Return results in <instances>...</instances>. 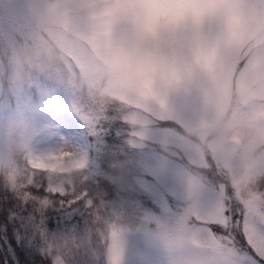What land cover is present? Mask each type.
<instances>
[{
	"label": "rangeland",
	"instance_id": "rangeland-1",
	"mask_svg": "<svg viewBox=\"0 0 264 264\" xmlns=\"http://www.w3.org/2000/svg\"><path fill=\"white\" fill-rule=\"evenodd\" d=\"M101 2L0 0V123L30 125L0 161V264H264L236 226L247 210L264 234V0H236L249 34L218 43L216 69L159 106L105 87L82 30ZM188 46L173 54L191 73ZM70 126V151H42ZM42 183L65 195L41 200ZM28 191L35 205L18 198ZM60 199L75 203L44 211Z\"/></svg>",
	"mask_w": 264,
	"mask_h": 264
},
{
	"label": "clouds",
	"instance_id": "clouds-1",
	"mask_svg": "<svg viewBox=\"0 0 264 264\" xmlns=\"http://www.w3.org/2000/svg\"><path fill=\"white\" fill-rule=\"evenodd\" d=\"M74 6L86 7L83 0ZM243 7L236 0H102L84 19L82 30L104 61L107 89L159 106L176 83L204 78L216 69L218 43L249 34ZM210 20L216 24L215 34L208 30ZM177 42L185 43V54L190 51L188 42L197 49L192 54L198 67L191 73L177 65ZM29 127L26 119L14 115L0 123V161L5 168L23 147ZM8 174L19 175L14 168Z\"/></svg>",
	"mask_w": 264,
	"mask_h": 264
},
{
	"label": "snow or ice",
	"instance_id": "snow-or-ice-1",
	"mask_svg": "<svg viewBox=\"0 0 264 264\" xmlns=\"http://www.w3.org/2000/svg\"><path fill=\"white\" fill-rule=\"evenodd\" d=\"M102 131H103V128L101 127V125H97V130H95L96 134H99ZM40 186H43L44 188V194L40 195L41 200L51 199V197L53 196L63 197L65 195V193L63 192H57L54 189L49 188L47 183H42L39 186H35V188L40 187ZM33 187L34 186L32 185L28 186V188H33ZM35 195L36 193H34L33 191H28L26 193L18 195V198L21 200L22 203L31 202L33 205H35L36 201L31 199ZM54 203H58L61 207H64V206H71L75 202L73 201V203H68L67 201L63 199H60L58 201H52L50 205L45 206L44 211L48 207L52 206ZM36 210L38 213H40L38 207H36ZM228 211H231V210H228ZM252 217L255 218V216H252ZM232 223L233 222L231 220V217H229L228 225H231ZM236 226L241 228V230L244 232L246 239L248 240V243L252 247L253 251L257 252L261 256V258H264V234H257L254 228L250 226L249 213L247 212V210H245V218L243 222L237 221ZM114 258H118V254H116ZM225 264H235V262L231 259V257H229V259L225 262Z\"/></svg>",
	"mask_w": 264,
	"mask_h": 264
},
{
	"label": "bare ground",
	"instance_id": "bare-ground-1",
	"mask_svg": "<svg viewBox=\"0 0 264 264\" xmlns=\"http://www.w3.org/2000/svg\"><path fill=\"white\" fill-rule=\"evenodd\" d=\"M73 138L72 127H68V130H63L62 134L56 141L51 142L45 146L42 151L50 154L60 155L64 150L70 151L72 149L71 140ZM64 140V142H63Z\"/></svg>",
	"mask_w": 264,
	"mask_h": 264
},
{
	"label": "trees",
	"instance_id": "trees-1",
	"mask_svg": "<svg viewBox=\"0 0 264 264\" xmlns=\"http://www.w3.org/2000/svg\"><path fill=\"white\" fill-rule=\"evenodd\" d=\"M44 264H49L48 262H44Z\"/></svg>",
	"mask_w": 264,
	"mask_h": 264
}]
</instances>
